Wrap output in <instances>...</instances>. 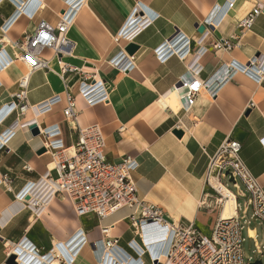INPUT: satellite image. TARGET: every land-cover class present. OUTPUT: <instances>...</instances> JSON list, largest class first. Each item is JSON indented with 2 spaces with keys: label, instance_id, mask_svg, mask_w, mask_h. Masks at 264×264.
<instances>
[{
  "label": "crops",
  "instance_id": "obj_1",
  "mask_svg": "<svg viewBox=\"0 0 264 264\" xmlns=\"http://www.w3.org/2000/svg\"><path fill=\"white\" fill-rule=\"evenodd\" d=\"M223 2L85 0L68 32L73 43L71 55L60 62L53 60L50 71L34 72L28 79L29 107L54 96L61 102L45 114L36 115L28 109L17 121L13 114L0 124V139L8 129L15 132L0 150V176L7 174L12 181L11 192L0 187V264H4L15 248L20 249L21 255H31L29 249L34 248L33 253L39 260L56 244H62L57 251L67 257L70 251L67 245L80 231L87 244L68 264H99L100 258L92 252V243L101 239L100 230L104 227L110 228L109 236L118 239V246L127 253V243L138 241L129 218L138 217L139 208L123 207L102 219L92 214L78 217L71 201L62 197L52 200L44 213L36 217L14 199L27 183L37 181L46 173L51 162L49 147H68L76 143L77 131L70 127L62 113L67 90L75 96L78 128L94 125L100 128L107 161L117 163L122 156L136 161L138 167L131 179L137 199L160 209L167 222L180 227L193 225L203 234L210 233L219 209L205 182L206 171L209 157L229 139L241 144L240 159L264 191V150L260 144V139L264 138V88L261 85L243 73H236L220 87L215 97L202 93L191 107L180 101L178 109L173 110L159 102L173 92L177 81L189 78L187 68L198 45L208 49L198 61L202 67L201 80H207L230 61L247 65L255 58L258 66L264 60V14L255 19L240 47L228 52L211 49L215 41L234 35L237 21L254 6L264 7V0H234L233 9L223 18L216 16L211 22L214 27L210 25L211 29L204 30L205 36L197 32L195 25L205 26L211 21L215 8ZM41 3L40 10L32 0H0V37L1 27L12 22L0 47L2 55L11 61L0 69V107L12 100L18 91V80L27 72L22 62L13 60L16 51L11 44L31 33L41 20L55 25L57 15L65 9L61 0H42ZM138 5L144 11L141 15L154 16L155 20L131 42L116 40ZM175 32L183 37L190 53L183 61L172 56L161 64L155 50ZM129 43L137 46L132 55L135 66L123 73L112 68L108 61ZM62 64L76 67L78 72L68 71L60 77L58 69ZM81 74L103 83L106 102L89 107L76 95L75 83ZM33 120L36 121L35 135L30 128L20 127ZM173 130L182 131V137L173 135ZM42 149L44 152L39 154ZM25 166L32 171L24 170ZM250 226L246 236L251 240L253 232L256 240V229ZM261 237L264 238L262 228ZM138 263L151 264L147 255ZM18 264L26 263L19 260Z\"/></svg>",
  "mask_w": 264,
  "mask_h": 264
},
{
  "label": "built area",
  "instance_id": "obj_2",
  "mask_svg": "<svg viewBox=\"0 0 264 264\" xmlns=\"http://www.w3.org/2000/svg\"><path fill=\"white\" fill-rule=\"evenodd\" d=\"M61 1L65 9L57 15L55 25L41 20L31 33L23 35L20 41L11 44L16 50L13 60L22 62L27 72L18 80V91L13 95L12 100L0 107V124L13 114L17 121L28 109L33 110L36 115L45 114L61 102L58 96H54L33 107L27 104L29 76L37 71H50V62L53 59L62 60L65 53L72 48L73 43L68 38V32L85 0L75 1L74 13L71 15L67 14L68 2ZM32 2L39 6L38 9H42L43 6L39 5L42 0H32ZM233 7L234 0H224L215 8L211 21H206L205 29L208 31L210 25L214 27L212 20L216 16L225 17L227 11ZM142 12L144 11L140 5L133 9L127 22L118 32L116 40L131 42L155 20L154 16L146 18L145 15H141ZM262 14H264V7L254 6L237 21L236 33L228 39L215 41L211 44V49L214 52H228L240 47L241 40L250 31L255 19ZM11 25L12 22L6 27H1L0 47L3 43V35ZM178 34L175 33L155 50V57L159 63L163 64L172 56L183 61L190 53V49L188 47L186 49L185 40ZM1 49L0 69L11 63L4 54L2 55ZM207 51L208 49L198 45L187 68L189 78L177 81L173 87V91L180 96V101L186 107H191L202 93H207L211 98L215 97L220 87L236 73L249 76L264 88V60L257 66L255 58L247 65H239L235 61H230L228 64H223L207 80H201L199 76L202 67L198 61ZM46 53L49 54L48 57L45 56ZM108 63L112 68L123 73L132 70L135 66L134 57L127 55L124 50L111 58ZM68 71L78 72V69L65 66L62 75ZM75 87L76 95L81 97L89 107L107 100L103 83L93 77L81 74ZM65 95L66 106L62 113L70 127L77 131L76 143L68 147H49L53 167L47 168L46 173L37 181L27 183L14 196L16 201L33 211L36 217L44 213L52 200L62 197H67L71 201L78 217L92 214L102 219L123 207L139 208L138 217L132 215L129 218L130 226L138 240L137 242L131 240L127 243L129 253L118 246V239L109 236L110 228L104 227L100 230L101 239L92 243V252L100 258L99 264L102 261L105 264L106 260L107 264H139L141 257L147 255L146 252H148L151 264L255 263L249 262L251 258L245 260L243 232L246 230L249 233V226L252 223H256L264 231V191L240 159L241 144L239 142L226 140L209 157L205 182L212 192L213 202L219 209V215L210 233L203 234L193 225L180 227L167 222L160 209L146 205L137 199L135 185L131 179L132 172L138 167L136 161L129 156H122L117 163L107 161L104 153L105 142L100 128L94 125L79 129L74 111L75 96L70 90H67ZM250 106L252 107V103ZM34 125H36L35 120L24 123L20 127L30 128ZM8 130L7 134L0 139V150L6 147L15 134L12 129ZM53 134L55 133H51ZM260 144L264 150V138L260 139ZM24 170L32 171L28 166H25ZM52 171L56 173L54 179L50 175ZM211 180H215L216 186L212 185ZM227 180L237 190V194L234 195L226 189ZM11 182L7 174L0 176V187L9 192H11ZM238 182L242 184L243 191ZM223 190L226 191L225 194ZM228 194L232 196L234 203L231 213L224 216L225 202L229 200ZM238 198L243 199L241 204ZM82 236L80 231L75 238L77 242L73 258L87 244ZM250 239L253 242L254 253L262 255L264 244L256 242L253 232ZM61 245L56 244L47 255L41 256L39 260L33 253L34 248L29 249L33 253L31 255H21L19 248H15L12 254L18 257L17 261L26 258V264H48L51 261H56V264H68L73 258L56 252V248Z\"/></svg>",
  "mask_w": 264,
  "mask_h": 264
},
{
  "label": "bare ground",
  "instance_id": "obj_3",
  "mask_svg": "<svg viewBox=\"0 0 264 264\" xmlns=\"http://www.w3.org/2000/svg\"><path fill=\"white\" fill-rule=\"evenodd\" d=\"M70 5H68L69 7H68V9H67V14H73L74 13V11H72L73 10V8H74V6H75V1L72 3V2H69V0H66ZM42 4V3H41ZM42 6V5H41ZM21 10H23V9H21ZM15 18V17H14ZM5 23V22H4ZM6 24H8L7 22H6ZM4 26V25H3ZM1 33H2V29H1ZM72 47V46H71ZM73 48V47H72ZM71 48V49H72ZM13 50L14 51H16L15 50V48H13ZM13 51V52H14ZM16 54V53H15ZM71 55V50L70 51H68L67 53H65V57H68V56H70ZM53 60H57V61H61V60H59V59H53ZM52 60V61H53ZM51 61V62H52ZM50 62V63H51ZM65 66H68V65H66V64H62L61 66H60V68H59V73H60V77L62 76V73H63V71H64V68H65ZM49 67H50V64H49ZM51 70V69H50ZM179 97L180 96H178V94L175 92V91H173L168 97H166V98H160V100H159V102L161 103V105H165V106H168V107H170L171 109H173V110H176V109H178V107L180 106V99H179ZM53 167V164L52 163H49L48 164V169H51ZM211 183H212V185H215L216 186V184H215V180H211ZM223 193L225 194L226 193V191L225 190H223ZM229 195V200L228 201H226L225 202V208H224V212H223V215L224 216H226L227 214H230L231 213V207H233V203H234V200H233V198H232V196L230 195V194H228ZM78 235V234H77ZM77 235H75L73 238H72V240L68 243V248H70V251H68V256L69 257H71V258H73V256H74V253H75V244H76V242L77 241H75V238H76V236ZM83 237V236H82ZM67 248V247H66ZM56 252L58 253V254H61V253H59L58 251H57V248H56ZM66 257V256H65ZM103 258H105V257H103ZM104 263V261H102V263L101 264H103ZM108 263V261L106 260L105 261V264H107ZM51 264H56V261H52V263Z\"/></svg>",
  "mask_w": 264,
  "mask_h": 264
},
{
  "label": "rangeland",
  "instance_id": "obj_4",
  "mask_svg": "<svg viewBox=\"0 0 264 264\" xmlns=\"http://www.w3.org/2000/svg\"><path fill=\"white\" fill-rule=\"evenodd\" d=\"M59 72V69H58ZM51 163V162H50ZM51 176L53 178L56 177V173L53 172L51 173ZM240 189L243 191V186L240 182H238ZM226 189L231 192L232 194H237V190H235V188L232 186V184L227 180L225 183ZM238 202L239 204H241L243 202V199L238 198ZM255 228L256 229V233H257V239L256 242L257 243H261L264 244V238L261 237V228L258 227L256 224H252L250 226V229ZM243 237H244V245H243V252H244V256H245V260L247 261L248 258H251V260L249 261L250 263H254L256 261H261V264H264V251L262 252V255H256L254 253V247H253V242L251 240H249L246 236V230H244L243 232Z\"/></svg>",
  "mask_w": 264,
  "mask_h": 264
},
{
  "label": "water",
  "instance_id": "obj_5",
  "mask_svg": "<svg viewBox=\"0 0 264 264\" xmlns=\"http://www.w3.org/2000/svg\"><path fill=\"white\" fill-rule=\"evenodd\" d=\"M195 28L197 29V32L199 34H203L204 30H205V26L204 25H195ZM209 29H211V27H208ZM178 33V32H175ZM137 50V46L133 43H129L124 47V51L127 53V55L132 56ZM30 131L32 134H37V129L35 126L30 127ZM173 135H175L177 138H181L182 137V131L180 130H173ZM44 149H42L40 151L39 154L43 153ZM227 175V173H226ZM18 257L14 254L10 255L9 257H7V259L5 260L4 264H18L17 261ZM23 261H27L26 258L23 259ZM254 264H261L260 261H256Z\"/></svg>",
  "mask_w": 264,
  "mask_h": 264
},
{
  "label": "clouds",
  "instance_id": "obj_6",
  "mask_svg": "<svg viewBox=\"0 0 264 264\" xmlns=\"http://www.w3.org/2000/svg\"><path fill=\"white\" fill-rule=\"evenodd\" d=\"M147 253V256H148V252H146Z\"/></svg>",
  "mask_w": 264,
  "mask_h": 264
}]
</instances>
